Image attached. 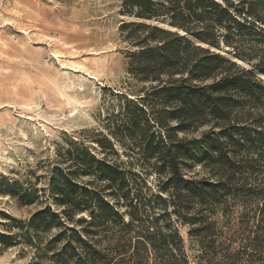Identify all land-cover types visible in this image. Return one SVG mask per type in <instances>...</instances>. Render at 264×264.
<instances>
[{
    "label": "trees",
    "instance_id": "16d2710c",
    "mask_svg": "<svg viewBox=\"0 0 264 264\" xmlns=\"http://www.w3.org/2000/svg\"><path fill=\"white\" fill-rule=\"evenodd\" d=\"M124 6L125 14L139 20L124 22L123 27L149 30L152 38L160 35L163 41L153 46L139 37L141 50L131 54V71L157 81L154 94L173 106L151 121L136 104L123 128L134 140L138 159L154 161L157 173L166 175L160 188L168 197L138 191L134 199L133 186L144 179L143 173L99 160L82 147L68 153L69 170L58 168L52 177L54 199L68 220L77 212H89V218L78 220L87 224L86 234L110 224L126 230L144 218L138 216L139 210L155 208V204L164 212L155 219L148 215L151 227L134 242L105 251L92 246L75 228L64 227L75 230L76 241L88 250L84 263L191 264L184 238L174 224L159 225L161 218L170 215L168 206L172 205L174 213L191 226L190 236L199 239L197 264H264V178L247 187L248 178L242 174L254 180L264 177V81L257 74L264 75V0H125ZM143 20L162 21L170 27ZM222 42L231 47L234 58L251 67L211 49L221 48ZM173 120L177 123L170 124ZM205 124L210 129L201 137H178L179 132ZM246 149L253 155L239 153L238 158L236 152ZM196 164L210 167L209 176H185L184 169ZM83 176H92V180L81 183ZM96 181L100 187L93 185ZM239 182L241 189L247 187L249 194L261 200L253 213L241 216L246 226L243 231L228 236L232 223L228 199ZM121 200L131 208L129 222L120 212ZM220 206L225 228L218 227L213 216ZM60 214L50 208L40 210L32 216V223L40 225L47 216L57 219Z\"/></svg>",
    "mask_w": 264,
    "mask_h": 264
},
{
    "label": "rangeland",
    "instance_id": "374dc122",
    "mask_svg": "<svg viewBox=\"0 0 264 264\" xmlns=\"http://www.w3.org/2000/svg\"><path fill=\"white\" fill-rule=\"evenodd\" d=\"M124 2L0 0V264H89L83 262L88 250L76 241V231L66 229L65 224L105 251L110 246L134 242L140 232L151 227L148 215L155 219L164 212L155 204V208L139 210L138 216L144 218L126 230L110 224L109 228L86 234L87 224L78 220L89 218V212H77L68 220L54 199L52 177L58 168L69 170L68 153L82 147L99 160L143 173L144 179L133 186L134 199L138 191L168 197L160 188L166 175L157 173L154 161L138 159L134 140L123 128L136 104L144 108L151 121L164 108L173 106L165 105L161 95L154 94L159 88L157 81L131 71V54L141 50L139 37L153 46L163 41H159L160 35L152 38L149 30L123 27L124 22L139 20L124 13ZM143 21L170 27L162 21ZM211 49L239 63L231 47L223 42L221 48ZM239 64L251 67L244 61ZM257 74L264 81V75ZM176 123L173 120L170 124ZM209 129L205 124L197 130L179 132L178 137H201ZM236 153L253 155L247 149ZM209 172L210 167L204 164L184 169L185 176L195 178L209 176ZM242 174L248 178L247 187L264 178L260 175L254 180L252 175ZM90 180L92 176L79 179L81 183ZM241 182L228 199L232 218L228 236L243 231L246 226L241 216L253 213L261 200V196L249 194L247 187L241 189ZM93 185L100 187L101 183ZM26 192L28 197H22ZM222 207L213 216L218 227L225 228ZM48 208L61 213L60 217L47 216L40 225L33 224L32 216ZM119 209L129 222L131 208L124 200ZM168 211L170 215L161 218L159 225L174 224L184 238L191 264H197L199 239L190 236L191 226L174 213L172 205Z\"/></svg>",
    "mask_w": 264,
    "mask_h": 264
},
{
    "label": "bare ground",
    "instance_id": "6f19581e",
    "mask_svg": "<svg viewBox=\"0 0 264 264\" xmlns=\"http://www.w3.org/2000/svg\"><path fill=\"white\" fill-rule=\"evenodd\" d=\"M262 78L264 79V77L262 76Z\"/></svg>",
    "mask_w": 264,
    "mask_h": 264
},
{
    "label": "water",
    "instance_id": "95a60500",
    "mask_svg": "<svg viewBox=\"0 0 264 264\" xmlns=\"http://www.w3.org/2000/svg\"><path fill=\"white\" fill-rule=\"evenodd\" d=\"M239 63H241V62H239ZM262 77V76H261Z\"/></svg>",
    "mask_w": 264,
    "mask_h": 264
}]
</instances>
